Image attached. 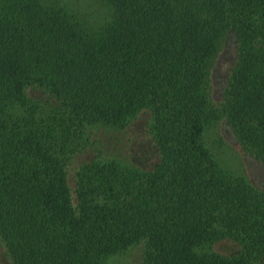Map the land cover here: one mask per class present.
Masks as SVG:
<instances>
[{"label":"trees","instance_id":"trees-1","mask_svg":"<svg viewBox=\"0 0 264 264\" xmlns=\"http://www.w3.org/2000/svg\"><path fill=\"white\" fill-rule=\"evenodd\" d=\"M99 1L106 17L0 0L2 255L102 264L141 243L139 264H264V186L205 141L229 129L264 172V0ZM138 133L140 158L124 150Z\"/></svg>","mask_w":264,"mask_h":264},{"label":"rangeland","instance_id":"rangeland-1","mask_svg":"<svg viewBox=\"0 0 264 264\" xmlns=\"http://www.w3.org/2000/svg\"><path fill=\"white\" fill-rule=\"evenodd\" d=\"M66 1V0H64ZM68 3L72 2L75 4L76 7L85 9L86 11H89L88 14L92 15L97 18L106 17V9L104 6L100 4L99 0H67ZM230 48H228L227 44L224 45V48L220 51L218 60H223L218 65V73L214 75L212 80V92L213 95L217 94V90L220 86V78L222 77V73L224 69L228 66L229 61V54ZM223 70V71H222ZM221 71V72H220ZM139 116L134 119V121L131 124V128L127 130L129 138L132 136V132L135 131L137 122L139 121ZM138 119V120H137ZM134 130H133V129ZM140 130V129H139ZM109 131L104 132V130L99 129L97 133L101 137L103 146L102 151L103 155L105 157L110 156H117L116 153H113L116 149L114 148V145H116L115 141L117 137L114 135H109ZM106 133V134H105ZM97 134V135H98ZM113 134V133H112ZM141 133L137 134L136 142H129L126 144L128 147L127 149H124L125 151L129 150L131 152L135 153V156L140 158V148H141ZM124 141V140H123ZM139 141V143H137ZM205 141L209 149L213 152V155L217 161V163L225 170L232 171L233 173L242 175L246 177L248 180L254 181L258 186L262 187L264 186V172L261 170L258 163H256L253 159L248 158L246 156H242L239 154V151L235 147V143L233 141V137L229 129L222 127L219 125L218 128L214 127L211 130H208L205 134ZM137 143V144H135ZM115 149V150H114ZM89 154L85 153H79L76 155L73 159H71L69 165L67 166V179L69 187L72 190L73 187V178L72 174L74 171V168L78 164L79 161L85 159ZM117 158V157H115ZM142 165L148 166L150 162L146 160V162H142ZM227 246V244L221 243L220 246ZM2 248L0 246V264H10L7 259L4 258L2 255ZM141 252H142V244H132L128 246L125 250L109 255L107 256L102 264H139L140 258H141Z\"/></svg>","mask_w":264,"mask_h":264}]
</instances>
